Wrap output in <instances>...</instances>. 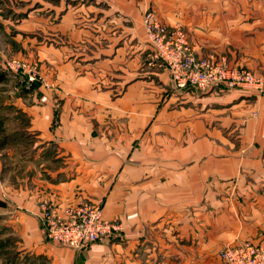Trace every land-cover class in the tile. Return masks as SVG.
<instances>
[{
	"label": "crops",
	"instance_id": "obj_1",
	"mask_svg": "<svg viewBox=\"0 0 264 264\" xmlns=\"http://www.w3.org/2000/svg\"><path fill=\"white\" fill-rule=\"evenodd\" d=\"M63 1L47 24L43 0L14 10L51 82L18 100L34 159L2 171L0 156V221L22 252L43 264H221L226 245L264 240V90L176 89L149 62L142 24L152 8L196 56L264 79V0H72L60 10ZM50 142L56 153L38 160ZM44 201L60 211L98 201L120 230L79 250L59 244L44 233Z\"/></svg>",
	"mask_w": 264,
	"mask_h": 264
},
{
	"label": "built area",
	"instance_id": "obj_2",
	"mask_svg": "<svg viewBox=\"0 0 264 264\" xmlns=\"http://www.w3.org/2000/svg\"><path fill=\"white\" fill-rule=\"evenodd\" d=\"M147 41L153 51L149 54L152 64L168 69L176 89L197 87L206 89L216 84L226 87H242L264 90V79L247 68L230 65L223 57L196 56L188 34L180 27L168 28L152 8L142 16ZM6 68L20 75L29 87L37 80L31 75L22 60L6 62ZM39 218L49 240L77 250L101 240L120 230L118 218L105 219L100 202L83 201L67 206L62 211L53 203L41 202ZM221 264H264V240L242 241L226 245L219 250Z\"/></svg>",
	"mask_w": 264,
	"mask_h": 264
},
{
	"label": "trees",
	"instance_id": "obj_3",
	"mask_svg": "<svg viewBox=\"0 0 264 264\" xmlns=\"http://www.w3.org/2000/svg\"><path fill=\"white\" fill-rule=\"evenodd\" d=\"M50 2H57L59 0H48ZM73 2L72 0H70ZM2 3V0H0ZM24 12H15L12 8H6L2 15L8 17L9 15L17 16L21 18L24 16ZM155 67H159L158 63ZM14 79L16 88L18 90L17 97L23 98L24 101L29 102L31 94L38 88L39 82L35 81L26 87L23 78L17 73L10 72L3 66L0 65V83L9 79ZM7 111L12 110L14 115L6 117L0 114V156L2 158V171H9L15 169L14 166L10 165L12 158H16L19 161V156L25 155L28 159H34V154L37 151L35 145L34 130H30V117L22 110L20 106H14L13 104L0 106ZM7 120H12L14 125L10 126L6 124ZM57 145L54 142H50L47 146H42L39 153L38 160L47 158L56 153ZM11 153V155H10ZM15 174L11 175V178ZM4 205V202L0 199V206ZM10 226L5 225L0 221V259L5 264H43L41 255H32L24 252L18 246L17 237L10 235ZM26 262V263H25ZM38 262V263H37Z\"/></svg>",
	"mask_w": 264,
	"mask_h": 264
},
{
	"label": "rangeland",
	"instance_id": "obj_4",
	"mask_svg": "<svg viewBox=\"0 0 264 264\" xmlns=\"http://www.w3.org/2000/svg\"><path fill=\"white\" fill-rule=\"evenodd\" d=\"M61 0L58 1L60 3ZM19 0H2V3H0V65L2 64L6 68V62L12 59H19L22 60V63L25 64L28 71L29 68L32 70L31 75L36 78L37 82L50 85V80L45 77V74L43 73V70L40 67V61L38 59V55L36 54V51L39 50L40 46H36L34 38L31 39L29 36L22 33V36L18 34L17 29L15 27L16 23L19 22L20 18H17V16L9 15L8 17H5L2 15V12H5L6 8H12L15 10V7H18ZM67 2H70V0H64L63 6L60 10L65 9ZM57 2L53 3L48 0H43L42 4V10L43 12H46L43 17V23L47 24L46 22H52L51 17L53 14H50L49 8L51 7V4H56ZM22 6L24 7V3L22 2ZM40 9V8H39ZM61 13V12H60ZM24 17V16H23ZM22 17V18H23ZM55 18V17H54ZM38 23L37 20L32 21L33 24ZM28 23V22H26ZM24 23V24H26ZM27 31V30H26ZM42 37L39 38L40 40L43 39V43H48L52 40V36L47 33H41ZM47 52L46 54H48ZM7 69V68H6ZM9 70V69H7ZM10 72H13L9 70ZM16 73V72H13ZM18 74V73H17ZM33 81V82H35ZM31 82V83H33ZM47 87V86H46ZM51 87V86H49ZM18 90L15 85L14 79H9L4 82L0 83V106L13 104L14 106H21L19 103V99H22L20 97H17ZM0 114L6 117H11L14 115V112L12 110L7 111L3 107L0 108ZM7 125L13 126L14 123L12 120L6 121ZM18 159L12 158L10 164L17 166L18 165ZM24 252H22L23 254ZM26 263V262H25ZM38 263V262H37ZM0 264H5L0 259ZM24 264V263H22Z\"/></svg>",
	"mask_w": 264,
	"mask_h": 264
}]
</instances>
